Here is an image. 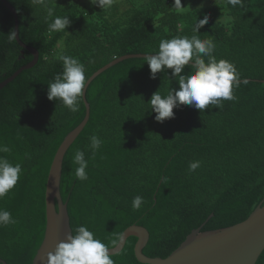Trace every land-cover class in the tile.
<instances>
[{
	"label": "trees",
	"instance_id": "1",
	"mask_svg": "<svg viewBox=\"0 0 264 264\" xmlns=\"http://www.w3.org/2000/svg\"><path fill=\"white\" fill-rule=\"evenodd\" d=\"M8 1L17 10L21 40L39 50V60L0 90V143L12 149L0 156L23 168L16 187L0 200V208L17 220L0 228V258L33 263L45 234L50 166L86 114L83 97L76 113L48 99V84L63 72V55L79 59L88 79L115 57L156 53L162 39L195 34L213 38L217 60L234 63L242 81L235 101L203 112L181 105L173 109L174 118L160 123L149 102L158 90L166 96L179 87L171 69L152 79L145 57H132L92 80L86 92L89 120L63 160L61 195L72 230L85 225L113 247L118 234L141 224L150 232L144 253L166 257L204 222L202 231L231 226L264 203V82L254 80L264 79V0H243V7L227 0L209 6L182 0L183 13L172 10L174 0H115L108 12L90 0H56L55 14L47 19L33 0ZM205 15L207 24L194 33ZM55 16H69L67 30L48 31ZM12 31L14 15L0 0V82L33 59L8 39ZM193 71L185 67V73ZM92 135L103 141L95 154ZM77 150L89 162L87 181L75 176ZM197 160L201 166L190 173L189 163ZM137 195L143 202L134 210ZM136 241L130 236L112 255L115 264H148L136 258ZM256 264H264V250Z\"/></svg>",
	"mask_w": 264,
	"mask_h": 264
},
{
	"label": "clouds",
	"instance_id": "2",
	"mask_svg": "<svg viewBox=\"0 0 264 264\" xmlns=\"http://www.w3.org/2000/svg\"><path fill=\"white\" fill-rule=\"evenodd\" d=\"M33 3L46 12V19L54 16L56 0H33ZM90 3L108 12L115 0H90ZM227 3L232 7L237 5L243 7V0H227ZM171 8L177 13H183L187 7L182 4V0H174ZM208 19L207 15L200 19L193 32L199 33ZM70 24L69 16H55L48 24V31L62 32L67 30ZM16 38L15 31L8 34L10 41ZM216 47L213 38L202 40L195 34L190 38L175 36L171 39H162L159 51L155 55L145 57L152 79L156 78L157 73H167L171 69V76L176 79L179 86L168 91L166 96H162L159 90L152 95L149 104L151 111L156 113L157 122L163 123L174 118L173 109L181 105H188L203 112L209 106L219 108L223 101L238 99L234 89L240 87L241 73L234 63L224 59L217 60L214 55ZM60 60L63 63V72L56 74L54 82L48 84V99L58 100L72 113H76L80 109L87 83L85 65L73 56L63 55ZM190 61L193 63L190 64ZM186 66L194 71L191 74L185 73ZM243 83L247 84L248 81L245 79ZM102 144L103 141L98 136L90 137L89 148L93 154L100 150ZM11 151V147L0 143V153ZM73 163L78 165L74 170L76 178L79 181H87L89 162L85 158V152L77 150ZM200 166L201 161H192L189 163L188 171L195 172ZM22 175L21 163L13 165L6 157L0 156V200L10 195ZM142 202V196H135L132 201L133 209L139 210ZM16 223L17 220L10 211L0 208V228ZM123 239V235L118 234L111 243L118 245ZM110 250L113 248L95 238L94 232L87 226L81 225L72 230L65 240L57 243L54 251L47 253V264H115Z\"/></svg>",
	"mask_w": 264,
	"mask_h": 264
},
{
	"label": "water",
	"instance_id": "3",
	"mask_svg": "<svg viewBox=\"0 0 264 264\" xmlns=\"http://www.w3.org/2000/svg\"><path fill=\"white\" fill-rule=\"evenodd\" d=\"M15 18V32L17 42L26 48L33 59L19 67L12 75L0 82V90L14 80L23 70L33 67L39 60V50L26 44L20 38L19 19L16 8L8 1L2 0ZM156 53H127L115 57L110 62L98 68L87 79L83 92L86 114L83 120L71 130L59 145L48 173L45 201H46V228L43 241L38 248L32 264H47V253L54 251L55 246L71 233L72 227L68 211V204L61 195V178L63 160L72 143L86 126L90 117V103L87 100V88L100 73L114 64L132 57H146ZM193 63L190 61V64ZM250 80V78H248ZM264 82V79H254ZM213 216L210 214L209 218ZM205 222L194 229L186 239L166 257H151L144 253L150 232L141 224H131L123 232L122 242L110 250V254L119 253L130 236L137 237L134 247L135 256L141 263L148 264H256L264 250V203H260L244 220L217 230L202 231ZM0 264H8L0 258Z\"/></svg>",
	"mask_w": 264,
	"mask_h": 264
},
{
	"label": "rangeland",
	"instance_id": "4",
	"mask_svg": "<svg viewBox=\"0 0 264 264\" xmlns=\"http://www.w3.org/2000/svg\"><path fill=\"white\" fill-rule=\"evenodd\" d=\"M220 3H222V0H205L201 3L200 6H209L212 4H220Z\"/></svg>",
	"mask_w": 264,
	"mask_h": 264
}]
</instances>
